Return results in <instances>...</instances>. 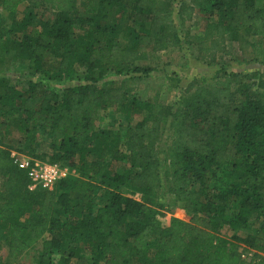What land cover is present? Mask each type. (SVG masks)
Listing matches in <instances>:
<instances>
[{
    "label": "trees",
    "instance_id": "trees-1",
    "mask_svg": "<svg viewBox=\"0 0 264 264\" xmlns=\"http://www.w3.org/2000/svg\"><path fill=\"white\" fill-rule=\"evenodd\" d=\"M22 1L0 0L11 21L0 17V57L13 51L40 79L0 76V238L10 259L0 264H20L11 259L44 233L33 264H264V72L217 67L187 81L174 105L135 97L131 77L102 81L152 71L193 19L196 61L215 63L234 41L244 61L264 64V0H83L76 20L75 0H32L54 11L38 21L14 18ZM72 77L80 82L57 89L41 81ZM15 139L25 153L16 152L76 172L30 190L9 155ZM44 139L47 158L35 153ZM162 170L185 218L163 221L154 205Z\"/></svg>",
    "mask_w": 264,
    "mask_h": 264
},
{
    "label": "rangeland",
    "instance_id": "rangeland-1",
    "mask_svg": "<svg viewBox=\"0 0 264 264\" xmlns=\"http://www.w3.org/2000/svg\"><path fill=\"white\" fill-rule=\"evenodd\" d=\"M76 1V11L70 13V16L76 20L77 15H84L82 12V3L83 0ZM54 16V11L48 5H37L32 2V0L22 1L17 5L16 13L14 18L20 19L21 17H29L34 21L38 20H51ZM0 17L2 18L1 25H9L10 19L7 16L5 10L0 9ZM174 20H176L175 16ZM179 33L182 35V44L176 47H170L165 50L157 51L158 57L153 59L150 64L153 65V70L147 73H134L128 74L123 73L119 75L109 74L103 78L102 81L108 79H126L131 77V84L135 86L134 95L135 97L143 98L146 93L152 94L156 93L157 97L166 104L174 105L177 99V95L180 89L189 81L192 77H209L213 70L217 67L223 66L225 71H234L242 73L245 71L252 70H262L264 71V65H260L254 62H246L241 56V53L238 48V44L234 41H228V53L223 55L222 58L217 59L215 63L211 65H205L201 62L195 60L194 56L197 53V45L195 42L190 43L194 36H201V31L198 26L196 19L186 21L183 28H179ZM16 35L20 36L19 32H16ZM143 61L139 62L141 64ZM259 71V70H258ZM7 75L11 79V83L22 84L25 82H33L39 80L38 76L33 73L31 70L26 68V61L14 54L13 51L5 53L0 57V76ZM41 81L50 87L53 88H62L71 83L80 82L77 77H72L69 80L64 81H54L48 79H41ZM253 89V87L251 88ZM259 96L264 99V91L259 90ZM109 111L101 112L100 116L102 120L113 119ZM118 123V116L115 117ZM116 127V126H112ZM168 122H164L161 128V135L156 144L157 153L160 159L167 157V144H168ZM43 138V137H42ZM16 147V149L14 148ZM22 143L20 141L13 140L10 151L15 149L19 152H24L22 150ZM19 150H18V149ZM21 150V151H20ZM25 153V152H24ZM36 155L47 158V145L46 140L42 142L36 148ZM93 159V156L88 155L87 158ZM110 157L105 159V169H109V166L106 164V161ZM116 171H121L117 169V163L114 161L112 163ZM2 180V176H0ZM167 180L164 177V171H161V184L158 189L153 191L154 205L157 206L159 211L162 212L161 218L165 221L170 216L185 218L186 214L183 210L179 209L178 206L171 204V198L173 197L166 189ZM101 195L96 194L92 197L91 202L93 206H98L101 203ZM257 224H254L256 226ZM253 226V227H254ZM49 234L44 233L42 237L37 240V242L31 246L28 250L24 251L14 260L20 264H33L35 259L41 249L42 241L41 239L48 238ZM7 245L6 242H3V239L0 238V260L6 261L8 259L7 255ZM74 259L71 260L73 264Z\"/></svg>",
    "mask_w": 264,
    "mask_h": 264
},
{
    "label": "built area",
    "instance_id": "built-area-1",
    "mask_svg": "<svg viewBox=\"0 0 264 264\" xmlns=\"http://www.w3.org/2000/svg\"><path fill=\"white\" fill-rule=\"evenodd\" d=\"M9 155L18 168L27 172L30 181L28 188L30 190L35 188L52 189L59 179L76 172L74 168L61 162L39 160L18 153L15 150L9 151Z\"/></svg>",
    "mask_w": 264,
    "mask_h": 264
},
{
    "label": "crops",
    "instance_id": "crops-1",
    "mask_svg": "<svg viewBox=\"0 0 264 264\" xmlns=\"http://www.w3.org/2000/svg\"><path fill=\"white\" fill-rule=\"evenodd\" d=\"M260 65H264V64H260ZM259 71H262V70H260V69H258ZM262 72H264V71H262Z\"/></svg>",
    "mask_w": 264,
    "mask_h": 264
}]
</instances>
